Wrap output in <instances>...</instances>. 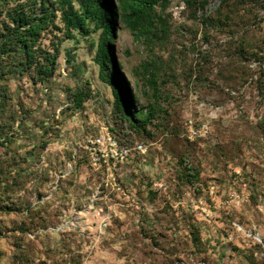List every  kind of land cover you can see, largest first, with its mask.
I'll list each match as a JSON object with an SVG mask.
<instances>
[{
  "label": "rangeland",
  "instance_id": "374dc122",
  "mask_svg": "<svg viewBox=\"0 0 264 264\" xmlns=\"http://www.w3.org/2000/svg\"><path fill=\"white\" fill-rule=\"evenodd\" d=\"M229 5L171 0L149 36L118 15L112 54L136 108L158 110L151 136L118 119L94 61L101 31L71 40L57 20L43 33L59 43L54 76L2 83L0 264H264V0L221 21ZM189 120L209 136L190 139ZM107 133L145 154L93 167L88 140Z\"/></svg>",
  "mask_w": 264,
  "mask_h": 264
},
{
  "label": "trees",
  "instance_id": "16d2710c",
  "mask_svg": "<svg viewBox=\"0 0 264 264\" xmlns=\"http://www.w3.org/2000/svg\"><path fill=\"white\" fill-rule=\"evenodd\" d=\"M76 1L79 7H76ZM116 1L118 8L114 0H0V113L7 107L6 89L2 83L10 77L31 71L35 81L43 82L54 76L60 57L59 43H53V48L48 50L41 45V38L51 27H58L56 21L59 20L62 24L60 29L67 39L76 40L77 35L90 37L93 33L101 31L94 61L99 66L100 80L112 89L118 119L132 131L151 136L149 127L154 124L158 110L155 106L136 108L138 99L126 84L120 66L114 61L111 44L120 13L123 21L134 33L149 36L151 29L157 25L159 30L165 33L167 24L160 11L164 10L171 0ZM185 1L196 8L195 10H204L211 0ZM221 2L230 4L231 12L224 15L220 12L219 18L221 21H230L238 5L247 4L248 0ZM214 22L211 17L202 19L204 25H213ZM72 61L74 56L69 54L67 62ZM148 81L155 96L159 98L155 74H152ZM85 96L84 91L75 93V105L82 106L87 98ZM4 135V132L0 131V138H4ZM186 167L188 178L197 176L195 169ZM4 206L7 207V204Z\"/></svg>",
  "mask_w": 264,
  "mask_h": 264
},
{
  "label": "built area",
  "instance_id": "2783aa9c",
  "mask_svg": "<svg viewBox=\"0 0 264 264\" xmlns=\"http://www.w3.org/2000/svg\"><path fill=\"white\" fill-rule=\"evenodd\" d=\"M187 133L192 140L202 139L209 136L210 126L204 121L189 120L187 122ZM87 150L92 166L97 169H105V172H108L112 165L114 166L128 160L133 150L143 154L146 152L142 144L131 148L128 144L120 143L113 134L109 133L89 139Z\"/></svg>",
  "mask_w": 264,
  "mask_h": 264
}]
</instances>
